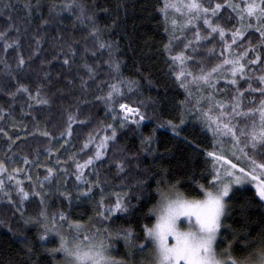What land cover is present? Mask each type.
I'll list each match as a JSON object with an SVG mask.
<instances>
[{"label":"trees","instance_id":"trees-1","mask_svg":"<svg viewBox=\"0 0 264 264\" xmlns=\"http://www.w3.org/2000/svg\"><path fill=\"white\" fill-rule=\"evenodd\" d=\"M171 2L182 6L190 0ZM198 2L210 10L217 3L222 5L215 16L209 12L208 17L213 25L219 24L225 30L223 40L203 24V16L188 23L182 12L168 9L166 20L161 11L165 0H75L83 6V16L78 8H66L73 0H39V11L35 10L37 0H0V163L5 168L0 179L4 180L8 193L6 197L0 191V264H25L26 241L34 254L32 264H55L42 244L58 247V238L50 236V243L41 242L38 236L43 229L24 222L26 217L39 216L44 207L41 200L47 201L49 216L63 212L70 215L72 222L86 227L91 224L90 234L95 232L99 223L94 203L81 198L69 209L68 201L59 193L74 195L82 187L75 179L76 165L94 157L97 150L103 159L87 166L84 175L93 184L99 176L108 197L104 207L114 202L116 192L125 190L123 185L131 188L142 177H148L145 197L137 200L129 192L128 199L136 207L131 209V215L114 216L109 222L113 229L131 228L134 236L144 235L143 225L151 223L147 212L156 200V180L162 175L192 195L200 194L197 184L211 188L215 176L210 177L209 173L216 161L208 153L219 154L221 150L217 124L250 130L252 116L230 112L233 86L223 88L230 72L220 77L216 85L220 91L209 89L203 82H192L193 77L206 74L227 59L229 44L236 55L254 49L248 51L245 59L259 55L264 63V38L252 28L244 30L243 39L231 43L233 32L242 29L237 11L228 5L244 8L245 0ZM27 3L33 5L31 19L25 8ZM251 22L255 24L254 18ZM196 31L201 37L198 43ZM16 41L18 48L5 49L6 43ZM101 43L106 45L102 49ZM107 45L112 46L111 54ZM175 56L183 57V63L175 60ZM21 57L25 63L19 66ZM63 58L69 59V65L63 64ZM113 62L119 64L118 72L110 68ZM181 71L185 75L178 79ZM245 72L248 77L237 80L244 92L242 110L247 113L258 109L264 100L260 91H245L249 84L256 89L264 87L258 82L264 76V67L259 63L246 65ZM217 76L219 73H213L214 79ZM113 86L119 89V94L113 91ZM121 103L138 107L144 120L139 125L124 122L127 113L120 109ZM129 115L130 120L138 119L135 114ZM255 116L258 120V113ZM69 127L70 136L66 135ZM113 130L115 138L105 140ZM149 138L155 155L145 153L142 140ZM226 157L238 166L243 164ZM24 158L30 163L24 164ZM112 161L124 162L125 172L116 175ZM128 161H139L140 167ZM49 168L53 170L50 180L41 188L35 185L32 181L35 176L45 179ZM217 170H221L220 165ZM18 187L29 193V199L20 204L23 215L15 209L20 202ZM237 191L239 195L231 201L228 223L255 241L264 227V207L260 206L264 203L250 186ZM33 192L41 195L33 196ZM93 195L99 201L100 189L94 187ZM245 243L241 236L233 244L234 257H245L240 251ZM114 251L118 260L126 259L123 241L115 242ZM62 259V253H57L56 260ZM136 259L139 264L141 258Z\"/></svg>","mask_w":264,"mask_h":264},{"label":"snow or ice","instance_id":"snow-or-ice-1","mask_svg":"<svg viewBox=\"0 0 264 264\" xmlns=\"http://www.w3.org/2000/svg\"><path fill=\"white\" fill-rule=\"evenodd\" d=\"M11 5H9L10 7ZM234 11H237L239 20L241 21V29L235 30L231 36V43L236 44L237 38L243 39L244 30L251 29L253 24L251 20H255V31L260 33V36L264 38V0H245V7L239 8L236 4H229ZM39 0L35 6V10L39 11ZM73 7L78 8L80 11V16L84 15V8L80 4H76L73 0V4L66 5V8L71 10ZM222 7L221 4L217 3L214 8L211 10L209 7H205L202 3H199L198 0H190L189 3L183 4L182 6H177L176 3L171 2V0H165L164 8L161 9L162 14L165 16V19L168 18V9H174L176 12H182V14L188 17V23H191L192 19H199L201 16L204 17L203 24L210 29L211 33H218L221 40L225 36V30L220 27L219 24L213 25L211 20L208 17L209 12L212 16H215L218 10ZM25 8L28 11V18L31 19L33 5L27 3ZM247 21V22H246ZM47 23V22H45ZM173 27L176 25V20L171 21ZM95 27V25H93ZM95 36V33H92ZM199 31L195 32V41L198 43L200 40ZM191 43V42H189ZM18 48V41L13 43H6L5 49L11 47ZM106 45L104 43L100 44V48H104ZM37 47L39 43L37 42ZM109 48V54H111L112 46L107 45ZM255 51L254 49L245 50L243 53L232 56L228 59H224L223 62L211 71L206 74H200L194 76L192 82L207 85L209 89H217L216 85L219 83L220 77L225 75V72H230V76L225 78V84L223 88H227L229 85L233 86L232 90L234 91V96L232 97V103L230 107V112L234 115L240 116H252V122L250 130L247 128L236 130V126L229 127L228 123H225L222 127L217 124L218 135L220 137L230 136L231 140L229 141L232 146L231 156L238 161H243L242 166L237 169V164L232 163L231 160L225 159V151L221 148L220 153L209 152L208 156L212 157L216 161V164L213 165L212 171L209 173V176H215V180L212 183L211 187L216 188L222 194L223 197L227 198L229 205H231L232 198L239 195L237 189L243 188L246 183H255L256 192L255 195L259 197L261 201H264V100L260 102L259 108L255 109L254 112H244L242 110V103L244 99V92L240 91L238 87L237 77L240 79H246L248 73L245 72L246 65L252 64H261V67H264V63L261 62L259 55H254L251 59H245L248 55V51ZM195 51V49H193ZM74 55V54H72ZM175 60H180L183 63V57L175 56ZM244 61V63H241ZM25 61L21 57L19 58L18 65H24ZM63 64L69 65V59L63 58ZM225 66H230L226 68ZM114 71H119V64L113 62L110 65ZM223 70V71H222ZM89 73L92 72V69H88ZM213 73H219L215 79L213 78ZM183 71L180 72V76H184ZM189 76H192V73H188ZM91 78V77H90ZM258 82L261 85H264V76L258 78ZM182 86H184L182 84ZM131 84H129V88ZM22 91L27 92V89H22ZM113 91L119 94V89L113 86ZM245 91L255 92L260 91L264 95V87L258 89L252 88L249 84L248 88ZM39 94V93H37ZM112 92L109 93L108 99L110 100ZM211 100V97L208 98ZM42 103H47L46 100H42ZM251 103V102H250ZM223 108V105L220 106ZM120 109L127 114L124 115V122H131L132 124L139 125L140 122L144 120V116L140 114L138 107H129L126 104L121 103ZM255 113H258V120L256 119ZM129 114H135L138 119H131ZM173 131L176 135L180 133L176 130L175 126H172ZM66 135L70 136L71 131L70 127ZM116 135L115 130L112 131L110 137H105V140L114 139ZM241 137H245L241 139ZM145 147V153L147 155H155L156 150L153 148V141L151 138L142 140ZM221 144L223 140L221 139ZM243 144V147L239 145ZM105 146V145H102ZM87 147V145H85ZM249 149L250 151H245ZM103 154L100 150L95 152L94 157L89 158L84 164L77 163L76 169L77 173L75 176L76 181L80 185L87 187H78L76 193L70 194L68 192H60L59 195L68 201V207L70 209L71 204L75 202H80L81 198H87L88 201L94 203L95 207V218L97 219L99 226L95 228V232L90 234L89 228L91 224L86 227L81 223L72 222L70 215H65L63 212L57 213L55 215L49 216L47 214V201L41 200L40 203L44 205L39 216L36 219L32 217L25 218V224H35L37 228H42V233L39 234L38 239L41 242L48 241L49 237L55 236L58 238V247L48 248L45 247V251L52 256L55 264H84L85 261L89 260L92 257H102L105 250L108 252L110 257L109 264H137V257H140L139 264H145V259L151 255L152 245L149 242L147 236L154 237L161 260V264H205V256L209 251L213 243L217 249H219L228 264H236L233 253L236 249L233 248V244L236 243L242 236L245 240V246L240 249L244 253L245 257L251 259L253 256L259 254V260L261 264H264V250H262V245H264V227L261 228L260 236L257 240L253 241L246 233L237 232L233 229L232 225L228 223V217L231 215V207L229 208L228 214L225 216L223 221V226L220 223V214L223 204L220 196H213L211 192H208V200L203 204L196 202L195 204H181L180 207L176 210H171L170 214L166 217L161 216L158 220L155 230L148 229L147 224L143 225V233L141 236H134L131 228H117L113 229L112 224L109 223L112 221V218L118 213L131 215V209L135 208V205H132L128 199V193L133 192L136 199H143L148 192L146 187L148 182V177L144 176L139 179L134 187H128L123 185L124 191L116 192V199L108 207H104V200L108 199L104 195L105 189L101 186L99 176L97 175L96 181L93 184L92 181L85 178L84 169L93 165L94 161L102 160ZM59 162V161H58ZM222 162V164H221ZM24 164H29L30 162L27 158L23 160ZM116 165V175L124 173L126 165L121 161H112ZM129 164L135 163L136 166L140 167L139 161H128ZM217 165H220L221 170H217ZM247 169V171H246ZM5 168L2 163H0V173L4 172ZM63 171V169H61ZM146 171V170H145ZM53 174L51 168L48 169V175L45 177V180H50ZM258 174L262 178L258 181ZM250 177V179H249ZM11 179V177H9ZM17 185H20V181H16ZM161 184L167 186L169 182L164 179L163 175L160 179L156 180V192H159L161 189ZM40 187H43L41 183ZM100 189L101 199L99 201L95 200L93 195V188ZM174 188L175 185H172ZM197 187L203 191L205 186L203 184H197ZM0 191H3L5 196H8L7 191L4 188V180L0 179ZM18 194L20 195V202L15 205L17 212H20L23 215L20 204L23 201L29 199V193L24 190L23 187H18ZM33 196H40V192H33ZM9 204L12 203L9 199ZM264 207V205H260ZM171 208V206H169ZM143 215V213H142ZM148 215V214H147ZM187 216L189 217V223H191V217L196 218V223L200 226L201 236L197 237L194 233L180 231L177 227V221L180 217ZM222 229L224 231L222 232ZM9 231H13L9 228ZM147 232V236L145 235ZM16 234L15 232L13 233ZM99 237V238H97ZM143 240V243L138 241ZM123 241L125 245V257L126 259L118 260L115 258V242ZM26 254L28 256L25 264H32L34 259V254L32 253L31 245L26 241ZM71 245V246H70ZM62 253L63 259L56 260V254Z\"/></svg>","mask_w":264,"mask_h":264},{"label":"clouds","instance_id":"clouds-1","mask_svg":"<svg viewBox=\"0 0 264 264\" xmlns=\"http://www.w3.org/2000/svg\"><path fill=\"white\" fill-rule=\"evenodd\" d=\"M172 185H175V187L173 188ZM208 192H211L213 196H220L221 198L223 208L221 209L220 223L221 226H223V221L229 212L230 205L227 198L223 197L218 189L212 187L205 188L203 191L199 189V195H192L189 194L187 190L183 189L179 184L169 183L167 186H162L159 192H156V200L148 209L147 214L151 219V223L147 224L148 229L155 230L160 217H166L170 214L171 210L178 209L181 204H195L196 202L203 204L208 200ZM169 206H171V208ZM177 227L180 231L194 233L197 237L202 235L200 232V226L196 223V218L194 216L191 217V223H189V217H180L177 221ZM145 235L147 236V232H145ZM147 238L152 245V252L145 261V264H161L158 246L154 237L147 236ZM261 247L262 250H264V245ZM234 259L236 264H261L259 254L253 256L251 259L248 257H234ZM109 262L110 257L108 256L107 250H105L102 257H92L85 261L84 264H109ZM76 264H80V262H76ZM205 264H228V261L224 257L223 253L216 248L215 243H213L209 251L206 253Z\"/></svg>","mask_w":264,"mask_h":264},{"label":"rangeland","instance_id":"rangeland-1","mask_svg":"<svg viewBox=\"0 0 264 264\" xmlns=\"http://www.w3.org/2000/svg\"><path fill=\"white\" fill-rule=\"evenodd\" d=\"M249 2H251V0L249 1ZM239 6V5H238ZM239 8H242L241 6H239ZM172 11L174 10V9H171ZM247 22V21H246ZM253 29H255V24H253V27H252ZM251 28V29H252ZM238 39H240V38H237V41H238ZM227 49L228 50H226L227 51V54H228V58H230V57H232V56H235L236 55V52L235 53H232L231 52V50H230V44H229V47H227ZM227 58V59H228ZM221 139L223 140V143L221 144V148H223L224 149V151H225V156H224V158H227L226 157V155L228 156V157H230V158H232V156H231V151L233 150L232 149V146H231V143L229 142V138H228V136H224V137H221ZM232 163H234L233 161H231ZM243 162V161H242ZM222 163V162H221ZM236 164V163H235ZM241 166L239 165H237V169H239ZM221 171H222V169H221ZM247 171V170H246ZM85 172V171H84ZM249 179H250V177H249ZM260 179H262L260 176H259V174H258V181L260 180ZM34 183H35V185H38L39 187H40V185H41V183L43 184V186H45V183H46V180L44 179V178H39V176L37 175V176H35V178L32 180ZM245 186H250V187H252L254 190H255V192H256V188H255V183H246L245 184ZM82 187H83V185H82ZM41 188V187H40ZM37 190H39V189H37ZM263 203H264V201H263ZM48 214V213H47ZM222 232H223V229H222ZM116 259H117V257H115ZM147 259H145V261H146Z\"/></svg>","mask_w":264,"mask_h":264},{"label":"bare ground","instance_id":"bare-ground-1","mask_svg":"<svg viewBox=\"0 0 264 264\" xmlns=\"http://www.w3.org/2000/svg\"><path fill=\"white\" fill-rule=\"evenodd\" d=\"M56 57V56H55ZM93 60V59H92ZM95 62V61H94ZM98 109V108H97ZM103 109V108H102Z\"/></svg>","mask_w":264,"mask_h":264}]
</instances>
